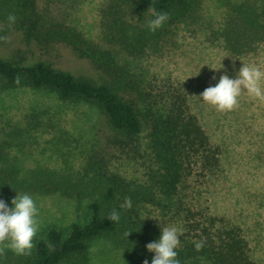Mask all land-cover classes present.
I'll list each match as a JSON object with an SVG mask.
<instances>
[{"label":"trees","instance_id":"trees-1","mask_svg":"<svg viewBox=\"0 0 264 264\" xmlns=\"http://www.w3.org/2000/svg\"><path fill=\"white\" fill-rule=\"evenodd\" d=\"M38 1L0 0V37L16 33L43 52L64 46L91 66L97 81L74 77L46 61L26 64L17 53L11 60L0 58V93L28 88L49 92L62 102L89 104L105 117L112 131L110 146L133 157L146 151L149 165L143 180L137 181L112 172L108 156L100 149L89 152L75 173L46 168L21 171L0 162V199L5 203L17 194L59 195L79 202L82 211L81 221L42 231L33 241L30 256L6 250L0 264H90L92 243L104 236L123 252V264H143L145 259L151 264L155 254L146 245L159 239L161 229L143 216V209L147 205L170 209L173 204H177L184 233L176 249L180 264H259L239 226L197 211L183 200L194 190L193 178L212 176L220 166L219 150L187 98L180 92L166 93V103L157 108L116 52L141 57L159 44L169 27L185 20L199 0H104L99 9V42L49 16ZM151 5L170 16L155 33L146 27L152 18ZM130 13L136 15L133 22ZM9 14L16 16L15 23H9ZM219 33L229 53L250 51L264 40V6L261 9L248 1L230 6ZM142 132L146 133L144 150L139 140ZM126 197L132 200L131 209L120 207ZM113 209L120 213L119 223L108 219ZM200 240L205 246L197 252L194 243Z\"/></svg>","mask_w":264,"mask_h":264},{"label":"rangeland","instance_id":"rangeland-1","mask_svg":"<svg viewBox=\"0 0 264 264\" xmlns=\"http://www.w3.org/2000/svg\"><path fill=\"white\" fill-rule=\"evenodd\" d=\"M103 1L39 0L38 6L99 42V9ZM243 1L261 9L264 6V0H199L185 20L169 27L159 44L141 57L116 52L157 108L165 102L166 93L180 92L187 98L192 113L219 150L220 166L212 176L193 178L194 190L183 200L197 211L239 226L253 258L264 264V101L243 92L238 107L222 113L198 97L207 87L217 84L221 75L236 78L243 63L264 70V40L250 51L233 55L225 49L219 35L230 6ZM133 18L136 15L130 13L131 22ZM6 37L0 42L2 59L11 60L19 53L26 64L46 61L74 77L97 81L91 66L64 46L43 52L24 43L16 33ZM38 122L43 124L39 126ZM111 136L105 117L84 102H62L49 92L28 88L0 93V162L21 171L46 168L75 173L81 170L89 152L100 149L108 156L112 172L127 180H143L149 165L147 152L133 157L111 147ZM139 138L143 148L146 133L142 132ZM32 197L39 209L40 229L36 237L50 226L67 228L82 220L80 204L74 199L59 195ZM6 204L12 207L11 201ZM176 205L170 209L147 205L143 216L160 229H181ZM123 259V252L109 236L92 243L90 264H123Z\"/></svg>","mask_w":264,"mask_h":264},{"label":"clouds","instance_id":"clouds-1","mask_svg":"<svg viewBox=\"0 0 264 264\" xmlns=\"http://www.w3.org/2000/svg\"><path fill=\"white\" fill-rule=\"evenodd\" d=\"M149 9L152 18L147 21L146 27L150 32L155 33L164 26L170 16L167 12L157 11L153 5ZM7 19L12 24L15 23L16 16L9 14ZM0 39L8 38L0 37ZM16 82L19 83V78ZM243 92L254 99L264 101V70L261 67L243 63L236 78H229L226 74L221 75L217 84L207 87L198 97L214 107L216 111L223 113L238 107L239 97ZM11 204L10 208L4 200L0 199V256H4L6 250L18 256H30L35 246L33 241L40 229L39 209L29 194H17ZM120 207L131 209V198L126 197L124 204ZM108 219L119 223L120 213L113 209ZM129 234L125 233L127 238ZM183 234V230L176 226L161 227L159 239L146 245L147 250L155 254L151 264H180L176 249L180 245L179 237ZM204 246L203 240L194 243L197 252L202 251ZM143 264H149V261L145 259Z\"/></svg>","mask_w":264,"mask_h":264}]
</instances>
